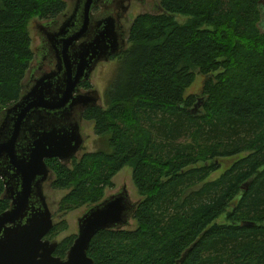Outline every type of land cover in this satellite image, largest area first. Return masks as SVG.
Instances as JSON below:
<instances>
[{
  "label": "trees",
  "instance_id": "1",
  "mask_svg": "<svg viewBox=\"0 0 264 264\" xmlns=\"http://www.w3.org/2000/svg\"><path fill=\"white\" fill-rule=\"evenodd\" d=\"M66 6L0 0V112L24 93L34 59L29 21L55 19ZM160 10L139 15L129 49L112 58L119 67L107 109L84 113L107 147L72 166L47 160L54 188H72L62 208L102 202L113 177L132 165L143 197L132 215L138 228L97 233L88 251L95 264H176L186 252L181 264H264V1L161 0ZM198 75L200 97L196 84L186 95ZM5 192L0 177V214L10 208ZM75 238L57 255L65 258Z\"/></svg>",
  "mask_w": 264,
  "mask_h": 264
},
{
  "label": "water",
  "instance_id": "2",
  "mask_svg": "<svg viewBox=\"0 0 264 264\" xmlns=\"http://www.w3.org/2000/svg\"><path fill=\"white\" fill-rule=\"evenodd\" d=\"M91 3L80 30L71 31L73 17L59 31L46 33L57 48V68L37 77L0 117V177L6 186L5 198L11 202L0 214V264H95L88 255L94 237L102 230L127 228L138 205L124 189L90 207L79 220L77 237L66 257L55 255L60 243L48 238L55 224L45 195L44 184L52 173L47 160L71 162L83 149L84 112L98 106L100 97L96 90L82 92L80 85L91 80L99 63L126 48L119 45L111 28L90 30ZM203 100L192 113H197ZM243 188L247 190L248 185ZM253 225L241 222L242 227Z\"/></svg>",
  "mask_w": 264,
  "mask_h": 264
},
{
  "label": "rangeland",
  "instance_id": "3",
  "mask_svg": "<svg viewBox=\"0 0 264 264\" xmlns=\"http://www.w3.org/2000/svg\"><path fill=\"white\" fill-rule=\"evenodd\" d=\"M66 2L67 10L72 7V0H63ZM264 1V0H263ZM158 3H161V0H158ZM155 1L149 0L146 4H141L138 1L132 3V7L128 13V22L124 21V26L126 30V49H129L130 42V31L133 26L135 19L142 14L145 13H153L159 14L162 11L160 9H155ZM59 19L63 18V14H61ZM178 22L185 23L188 18L184 16L176 17ZM52 21V19H42L40 16H34L28 23L27 29L29 35L31 37V49L34 53V59L31 63L30 68L28 69L24 80L22 81L23 91L26 90L27 85L31 81L32 74L37 76L41 75V70L38 69L41 65L44 66V70H50L53 66L49 63V61H43V52L42 49V33L40 31L41 24H45L46 22ZM264 23V20H263ZM119 67V60L111 59L109 61L101 62L97 65L95 71L93 72L92 78L89 81L91 87L87 88L92 90H96L100 97L99 105L107 109L105 105V92L115 77L117 69ZM203 81V77L198 75L196 82L193 84L191 88L186 91V95L191 93L192 88L196 84L194 92L200 97L201 94V82ZM86 88L84 89V91ZM4 110H1L0 117ZM95 121L83 119L82 121V134L84 136V147L77 155V159L80 160L85 153L94 152L101 148L107 147V138L103 140L100 138L95 132ZM247 153H243L240 157H244ZM236 158L232 159H224L220 162V167L216 172H214L209 178L210 181L216 180L220 178V176L229 169L232 165L233 161ZM73 161L67 162L66 164L72 166ZM56 175L55 173H51L49 180L45 183V195L47 198V202L49 204L50 210L53 214V221L55 227L53 229V234H51L50 239L52 241H57L60 243H65L70 237L76 236L79 230V220L83 215L87 212V210L92 207L90 205H84L81 207H73L72 209L65 210L62 208V201L65 196L72 190L70 187H66L64 189H56L53 186V182L55 181ZM113 184L111 186H107L104 192V199L118 194L122 190L126 189L131 202L139 203L143 197L140 194V191L134 180V167L132 165L125 166L121 171H119L112 179ZM226 215H223L218 219V222H225ZM138 228V222L133 218L130 219V224L126 229L135 230Z\"/></svg>",
  "mask_w": 264,
  "mask_h": 264
},
{
  "label": "flooded vegetation",
  "instance_id": "4",
  "mask_svg": "<svg viewBox=\"0 0 264 264\" xmlns=\"http://www.w3.org/2000/svg\"><path fill=\"white\" fill-rule=\"evenodd\" d=\"M88 1L89 0H72V7L70 10L69 9L67 10V6H66V10L63 13V18L59 19L57 17L55 19H52V21L46 22L45 24H41L43 25L42 28L40 29L42 33L41 34L42 35L41 51L43 52V61H49V63L53 66V68L50 70H44L45 68L43 65L38 67V69L41 70V75L44 72H50L56 69L58 65L57 48L52 47L46 33L59 31L61 26L69 19L71 20L73 17H74V21L70 23L71 31L75 32V31L80 30L81 25L84 20V15L86 14ZM135 1H138L141 4H146L147 1L149 0H92L91 6H90L88 27L92 31L103 29L106 26L111 28L114 34L116 35V37L118 38L119 45L126 47L128 38L126 41V30L124 26V21L128 22V13H129L130 8L132 7V3ZM153 1H155L154 8L160 9V4L158 3V0H153ZM124 51H121L120 53L112 56L110 60L113 57L123 53ZM37 77L36 75L32 74L31 81L27 85L26 90L29 89L33 85ZM86 83H89V81H86L80 85L82 92L90 91V89H87L85 86H83ZM85 88L86 90L84 91ZM10 206H11V203H10ZM51 233L48 235L49 239L51 237L50 236ZM55 255H57V252L55 253Z\"/></svg>",
  "mask_w": 264,
  "mask_h": 264
}]
</instances>
